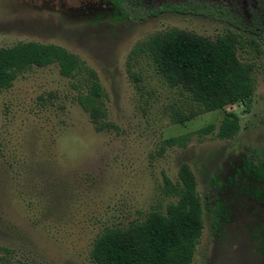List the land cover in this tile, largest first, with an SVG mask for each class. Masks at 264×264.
<instances>
[{
	"label": "rangeland",
	"instance_id": "1",
	"mask_svg": "<svg viewBox=\"0 0 264 264\" xmlns=\"http://www.w3.org/2000/svg\"><path fill=\"white\" fill-rule=\"evenodd\" d=\"M88 2L95 0H0V47L52 43L81 66L66 77L56 63L32 65L0 89V264H92L91 240L104 226L126 225L173 200L164 178L173 182L179 164L191 169L204 202L213 197L210 178L230 177L247 148L264 158V43L253 54L245 32L181 0L139 21L96 13ZM170 29L207 39L240 35L236 53L253 64L254 91L245 110L225 108L238 116L234 138L214 136L222 110L203 112L156 70L146 41ZM89 71L101 90L97 123L78 102ZM176 113L186 118L177 123ZM208 124L214 128L201 132ZM171 137L178 143L168 144ZM202 221L190 264H221L205 211Z\"/></svg>",
	"mask_w": 264,
	"mask_h": 264
},
{
	"label": "trees",
	"instance_id": "2",
	"mask_svg": "<svg viewBox=\"0 0 264 264\" xmlns=\"http://www.w3.org/2000/svg\"><path fill=\"white\" fill-rule=\"evenodd\" d=\"M191 10L228 18L214 7L194 6ZM141 13V10L134 11L125 5V16L130 21L143 18ZM243 32L247 35L243 41L252 48L253 54L260 53L259 43H264V39L260 41L257 34ZM241 41L240 35L232 32L207 39L176 29L154 34L146 41L150 59L169 86L186 92L203 112L222 110L214 131V136L219 139H232L239 130L238 116L226 110V106L240 103L245 110L254 91L253 64L237 57L236 48ZM51 63H56L59 74L66 77L74 76L81 69L73 54L52 43L26 41L0 47V89L9 87L25 68ZM88 73L90 80L86 92L78 96V102L92 122L97 123L102 115L98 104L101 90L94 72ZM185 118L180 113L174 115L177 123ZM213 128L208 124L200 131ZM177 140L178 137H171L166 142L174 144ZM240 168L247 176L264 178L262 151L247 148ZM176 177L173 182L164 178L166 195L172 196L173 200L166 202L163 209L151 208L141 219L122 226H104L94 235L88 251L92 264H190L201 235L203 211L210 232L216 234L221 209L216 192L212 194L213 198L209 193V198L202 202L187 164H179ZM221 184L222 181L212 176L208 186L217 191Z\"/></svg>",
	"mask_w": 264,
	"mask_h": 264
},
{
	"label": "flooded vegetation",
	"instance_id": "3",
	"mask_svg": "<svg viewBox=\"0 0 264 264\" xmlns=\"http://www.w3.org/2000/svg\"><path fill=\"white\" fill-rule=\"evenodd\" d=\"M166 1L95 0L84 4L96 13H121L123 16L127 5L134 11H142L143 18L138 17L139 21L147 15L159 13ZM181 1L192 7H214L228 17L223 19L230 25L257 34L260 41L264 39V0ZM125 17L128 19L127 15ZM241 159L232 172L234 177L225 178L219 190L213 189L220 203L221 215L216 234L210 233L220 240L221 264H264V178L247 176L240 168Z\"/></svg>",
	"mask_w": 264,
	"mask_h": 264
},
{
	"label": "crops",
	"instance_id": "4",
	"mask_svg": "<svg viewBox=\"0 0 264 264\" xmlns=\"http://www.w3.org/2000/svg\"><path fill=\"white\" fill-rule=\"evenodd\" d=\"M252 97V96H251Z\"/></svg>",
	"mask_w": 264,
	"mask_h": 264
}]
</instances>
